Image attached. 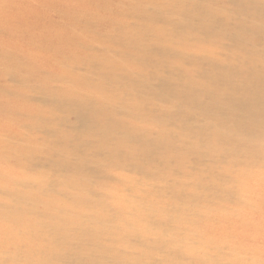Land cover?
Returning a JSON list of instances; mask_svg holds the SVG:
<instances>
[{"label": "bare ground", "instance_id": "1", "mask_svg": "<svg viewBox=\"0 0 264 264\" xmlns=\"http://www.w3.org/2000/svg\"><path fill=\"white\" fill-rule=\"evenodd\" d=\"M0 264H264V0H0Z\"/></svg>", "mask_w": 264, "mask_h": 264}, {"label": "rangeland", "instance_id": "2", "mask_svg": "<svg viewBox=\"0 0 264 264\" xmlns=\"http://www.w3.org/2000/svg\"><path fill=\"white\" fill-rule=\"evenodd\" d=\"M116 13L112 12V11H105L103 13V15H112L115 16ZM212 39H216V38H212ZM205 43H208V40H205Z\"/></svg>", "mask_w": 264, "mask_h": 264}]
</instances>
